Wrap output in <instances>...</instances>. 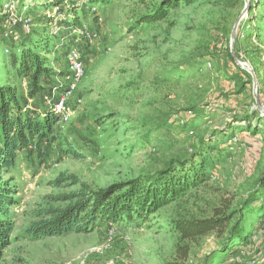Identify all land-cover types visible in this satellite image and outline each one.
I'll return each instance as SVG.
<instances>
[{
    "label": "rangeland",
    "instance_id": "1",
    "mask_svg": "<svg viewBox=\"0 0 264 264\" xmlns=\"http://www.w3.org/2000/svg\"><path fill=\"white\" fill-rule=\"evenodd\" d=\"M10 1L32 31L20 27L16 42L5 39L8 17L0 15V84L19 87L25 110L42 117L52 109L71 51L81 53L85 74L66 104L69 119L60 118L42 142L33 138L16 168L0 176L16 190L11 245L0 264H264V0H194L152 24H141L151 8L135 0L48 8L46 0H25L37 1L31 9L24 0H0V12ZM42 41L50 74L34 86L18 76L12 58L22 44ZM193 158L208 180L146 220L127 217L45 239L30 234L42 211L67 205L62 195L128 183ZM61 177L73 178L57 186ZM256 194L255 213L245 212L241 226L247 241L225 251L224 238L188 243L166 222L208 218ZM187 244L183 260L178 249Z\"/></svg>",
    "mask_w": 264,
    "mask_h": 264
},
{
    "label": "trees",
    "instance_id": "2",
    "mask_svg": "<svg viewBox=\"0 0 264 264\" xmlns=\"http://www.w3.org/2000/svg\"><path fill=\"white\" fill-rule=\"evenodd\" d=\"M90 4L106 5L112 0H87ZM151 8L149 15L141 17V24H152L163 20L170 9L181 4L190 5L194 0H135ZM22 2L23 7L38 6ZM74 0H46L45 7H59L64 3L73 4ZM2 6L0 7V9ZM48 41L35 45H21L18 55L12 58L20 78H28L34 86H39L43 78L50 74ZM263 55V53H261ZM232 58V55H230ZM260 59V57H257ZM249 79L251 74L237 67ZM257 69H254L256 71ZM19 87L6 83L0 84V176L17 166L19 153L29 150L32 139L39 142L47 139L60 117L52 109L39 116L22 106L18 95ZM259 129L256 131V134ZM173 164V163H172ZM179 167L169 166L153 175L130 180L97 191L81 188L77 192L62 195L65 207H49L40 213L41 221L33 224L30 234L36 239L59 237L71 233H90L107 224H123L127 217L148 219L161 209L185 197L192 189H197L208 180L203 164H196L195 158L177 162ZM73 177H61L54 183L57 186ZM77 181H74L75 184ZM16 190L9 182H0V261L5 250L11 245L13 223L10 209L15 205ZM257 194L250 196L239 208L232 204L216 209L211 217L203 219H167L168 226L179 235L181 241L198 243L210 235L224 240L220 251H225L235 241H247L244 235L245 212L255 213L251 206L258 201ZM264 207V206H263ZM260 211H264L262 208ZM179 255L183 260L190 256L189 244L180 247Z\"/></svg>",
    "mask_w": 264,
    "mask_h": 264
},
{
    "label": "built area",
    "instance_id": "3",
    "mask_svg": "<svg viewBox=\"0 0 264 264\" xmlns=\"http://www.w3.org/2000/svg\"><path fill=\"white\" fill-rule=\"evenodd\" d=\"M0 15L8 17V28L3 34V38L16 42L18 40L17 34L18 29L21 27L22 31L26 34H30L32 31V21L22 14H19L15 10L13 1L4 4ZM74 32L78 35L91 39L95 36L86 30L75 28ZM69 64V75L66 77V83L63 85H57L53 88V97L57 96L56 102L52 103V110L57 114L63 121L69 119L66 113V104L68 100L77 92L80 81L85 74V62L81 53L77 50L71 51L67 57ZM26 80V79H24ZM59 90H62L59 93ZM264 250V247H263Z\"/></svg>",
    "mask_w": 264,
    "mask_h": 264
},
{
    "label": "water",
    "instance_id": "4",
    "mask_svg": "<svg viewBox=\"0 0 264 264\" xmlns=\"http://www.w3.org/2000/svg\"><path fill=\"white\" fill-rule=\"evenodd\" d=\"M237 25H238V23H237ZM236 25V26H237ZM235 31H236V27H235ZM257 88V84H256V80H255V89Z\"/></svg>",
    "mask_w": 264,
    "mask_h": 264
}]
</instances>
